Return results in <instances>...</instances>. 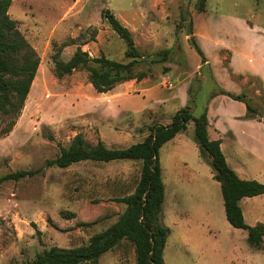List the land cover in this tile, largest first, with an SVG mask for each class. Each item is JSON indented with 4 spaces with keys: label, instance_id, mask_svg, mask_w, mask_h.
Here are the masks:
<instances>
[{
    "label": "rangeland",
    "instance_id": "1",
    "mask_svg": "<svg viewBox=\"0 0 264 264\" xmlns=\"http://www.w3.org/2000/svg\"><path fill=\"white\" fill-rule=\"evenodd\" d=\"M202 4L205 11L198 12ZM103 9L130 31L145 63L135 66L134 72L147 73L135 88L128 85L135 81L131 79L97 93L84 69L54 75L53 54L59 47L64 61L77 46L91 57L129 61L127 44L101 18ZM8 12L40 59L30 96L10 134L0 137V176L41 168L32 177L0 183V264H26L45 248L84 244L109 226L125 209L115 198L130 194L140 175V160L45 167L44 161L58 152L57 142L67 145L81 133L89 143L101 139L108 147H126L141 141L151 124L170 121L186 94L185 105L195 101L194 116L205 107L213 116L230 112L214 96L226 83L214 80L206 62L201 63L187 30L195 16L199 43L193 36L210 54L212 47L204 38L206 19L225 14L264 23V0H12ZM227 62L226 55L222 65L227 67ZM246 91L259 106L258 82L247 85ZM6 124L0 116V131ZM193 129L190 121L158 150L164 182L159 220L169 229L164 263L264 264V249L251 247L246 230L226 220L219 182L212 177L208 159L199 154ZM230 144L224 140L221 150L233 165ZM237 154L244 164L236 166L238 176L264 183V167L245 151ZM241 207L247 225H255L259 215L264 223V194L244 197ZM90 264H136L134 247L122 240Z\"/></svg>",
    "mask_w": 264,
    "mask_h": 264
},
{
    "label": "trees",
    "instance_id": "2",
    "mask_svg": "<svg viewBox=\"0 0 264 264\" xmlns=\"http://www.w3.org/2000/svg\"><path fill=\"white\" fill-rule=\"evenodd\" d=\"M11 3L12 0H0V116L7 121L0 131V137L13 129L40 63L36 50L19 30L17 20L9 15ZM203 11L205 7L202 4L198 7V12ZM100 14L101 18L105 19L125 40L127 44L125 56L129 58V61H117L105 55L91 57L87 51L77 46L66 61L59 58L61 52L59 47L53 54V62L56 77L84 69L95 91L106 93L127 80L140 81L146 77L147 73L134 72L139 62L145 63L139 59L141 54L134 45L130 31L109 9H103ZM192 24L191 20L187 34L190 35V43L201 57V63H204L206 58L195 41ZM65 45L61 44V47ZM235 78L241 80L243 77L237 75ZM253 81L258 82L261 90L259 106L252 104L246 91L247 85ZM217 94L243 102L246 107L244 118L264 120V89L258 78L247 79L239 94L221 88ZM194 102L192 100L177 109L171 115L169 123L151 124L147 135L141 141L126 147H108L101 139H97L95 143H89L81 133H76L67 145L57 142L58 152L53 158L44 161L45 167L66 168L71 164L87 160L96 162L140 160V175L130 194L115 198V201L125 205V209L109 226L92 234L84 244L70 248L54 245L45 248L36 253L34 258L26 264L96 263L102 254L113 249L122 240L129 241L133 245L136 264H165L163 248L169 229L159 220L164 201V182L158 150L176 134L185 131L190 121L194 124L193 140L198 146L199 154L208 159L212 177L219 182L226 220L231 226L246 230V240L251 247L264 249V223L247 225L239 205V200L243 197L263 194L264 183L255 179H242L228 165L220 148V139H210L208 136L206 107L199 116H194L192 114ZM43 127L46 128V126ZM47 136L50 140L54 139L51 133ZM39 171L41 168L7 172L0 176V183L5 180L17 181L24 177H32ZM36 233L41 232L36 229Z\"/></svg>",
    "mask_w": 264,
    "mask_h": 264
},
{
    "label": "crops",
    "instance_id": "3",
    "mask_svg": "<svg viewBox=\"0 0 264 264\" xmlns=\"http://www.w3.org/2000/svg\"><path fill=\"white\" fill-rule=\"evenodd\" d=\"M194 19L195 16L192 20L193 35L198 42L200 33L197 32ZM205 27L204 38L207 42L206 44L212 47L210 48V54L204 51L200 44L199 46L206 56L205 62L210 68L213 79L225 82L227 85L219 87L223 90L239 94L242 92L245 79L258 78L264 89V23L253 21L247 17L241 18L232 15L214 14L206 19ZM226 55L228 56L227 67L222 65L224 59H226ZM237 75H241L243 78L237 80L235 78ZM140 81L128 82V85H130L129 83H133L131 84L132 88H135L136 84H141ZM29 92L28 97L31 94ZM214 96H218L217 101L228 108L230 112H223L221 115L214 114L213 116L211 110L207 107V132L209 138L220 139L221 149L224 140L231 141L230 152L233 165L229 162L228 155L223 152L228 165L238 175L236 166H244V164L239 160L237 152L245 151L248 155L254 157L258 161V164L264 167V120L244 118L246 107L241 101L234 100L223 94ZM187 99L186 94L180 105H185ZM129 108L131 109L132 107L128 106ZM210 127L214 130V137H211L209 134ZM243 198L239 200L241 210ZM261 220L263 219L260 215L254 218L255 223L261 222Z\"/></svg>",
    "mask_w": 264,
    "mask_h": 264
},
{
    "label": "built area",
    "instance_id": "4",
    "mask_svg": "<svg viewBox=\"0 0 264 264\" xmlns=\"http://www.w3.org/2000/svg\"><path fill=\"white\" fill-rule=\"evenodd\" d=\"M169 85H171V83H169Z\"/></svg>",
    "mask_w": 264,
    "mask_h": 264
}]
</instances>
